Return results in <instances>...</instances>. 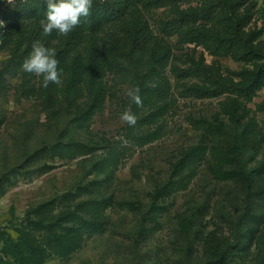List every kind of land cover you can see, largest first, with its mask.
I'll return each mask as SVG.
<instances>
[{
	"label": "rangeland",
	"instance_id": "rangeland-1",
	"mask_svg": "<svg viewBox=\"0 0 264 264\" xmlns=\"http://www.w3.org/2000/svg\"><path fill=\"white\" fill-rule=\"evenodd\" d=\"M7 1L17 30L0 48V264H264V82L192 92L250 69L185 39L180 17L198 4L123 2L129 27L158 46L100 62L111 28L45 36ZM35 41L55 49L58 84L23 71ZM129 107L134 127L120 119Z\"/></svg>",
	"mask_w": 264,
	"mask_h": 264
},
{
	"label": "trees",
	"instance_id": "trees-1",
	"mask_svg": "<svg viewBox=\"0 0 264 264\" xmlns=\"http://www.w3.org/2000/svg\"><path fill=\"white\" fill-rule=\"evenodd\" d=\"M131 1L150 6H162L175 0H93L91 14L82 18L80 27L95 33L111 28L110 44L93 52L100 62L122 53L147 54L158 46L155 35L142 28L133 30L127 22V5ZM198 10L182 14L178 30L186 29L188 42L201 43L214 55L228 57L234 62L250 66L241 72L237 80L216 78L213 89L192 91L203 96H219L225 92L252 93L264 82V7L258 0H192ZM124 3H126V10ZM16 17L24 20L40 21L45 18L44 0H12ZM11 4L0 0V48L8 46L17 30V21L10 19ZM121 34L125 36L122 39ZM181 77L189 73H178ZM249 179L246 178V183ZM248 185V184H247Z\"/></svg>",
	"mask_w": 264,
	"mask_h": 264
},
{
	"label": "clouds",
	"instance_id": "clouds-1",
	"mask_svg": "<svg viewBox=\"0 0 264 264\" xmlns=\"http://www.w3.org/2000/svg\"><path fill=\"white\" fill-rule=\"evenodd\" d=\"M44 3L46 15L40 21L43 34L48 36L55 31L59 35H68L81 23L82 18L91 14L93 0H44ZM3 23L0 21V27H3ZM56 56L55 49L46 47L40 41H35L21 67L24 72L42 76L44 87H47L49 83L58 84L60 73L58 70L59 61ZM126 95L133 104L142 105L138 86H131ZM120 119L128 127H134L137 123V117L131 107L120 114Z\"/></svg>",
	"mask_w": 264,
	"mask_h": 264
}]
</instances>
